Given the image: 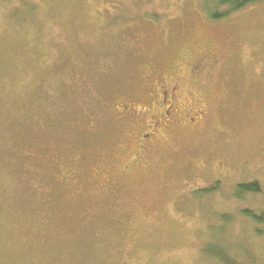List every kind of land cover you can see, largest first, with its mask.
<instances>
[{
    "label": "rangeland",
    "instance_id": "obj_1",
    "mask_svg": "<svg viewBox=\"0 0 264 264\" xmlns=\"http://www.w3.org/2000/svg\"><path fill=\"white\" fill-rule=\"evenodd\" d=\"M177 74L175 120L129 167L146 115L117 109ZM245 209L264 211V0L219 20L201 0H0V264H226L209 245L264 264Z\"/></svg>",
    "mask_w": 264,
    "mask_h": 264
},
{
    "label": "flooded vegetation",
    "instance_id": "obj_2",
    "mask_svg": "<svg viewBox=\"0 0 264 264\" xmlns=\"http://www.w3.org/2000/svg\"><path fill=\"white\" fill-rule=\"evenodd\" d=\"M207 47V46H206ZM205 48V47H204ZM201 48V49H204ZM208 51L206 52V54ZM205 54V55H206ZM218 62L217 57L208 61L204 66H194L192 67V76H191V84L195 86L196 91H198L199 98H203L209 95L210 86L209 83L211 82L212 76V68ZM188 82H183L180 80V75L177 74L176 77H170L167 80H164V83L158 84L156 88L155 95L158 98H155L153 102L150 103V107H143L140 111L135 110L134 108H130L127 106H122L121 109H117L122 111L127 116H131L133 119H138L140 121L143 120V117L146 115L145 125L141 127L136 134V140L134 138L135 148L132 150V165L129 167L134 166L136 163L140 162V159L146 155L147 149L149 147V137H154L157 135V131L155 130L156 126L160 124V121H164V123H171L175 120L174 113L179 108L178 104L181 103L183 100L180 96L181 89L186 85ZM147 103V99L145 100ZM147 111H151L153 113V119L147 122ZM189 117L190 112L187 113ZM197 114H201L200 110L197 112L192 113V116L187 118L188 122H193L196 119ZM186 118V117H185ZM162 121V124H164Z\"/></svg>",
    "mask_w": 264,
    "mask_h": 264
},
{
    "label": "trees",
    "instance_id": "obj_3",
    "mask_svg": "<svg viewBox=\"0 0 264 264\" xmlns=\"http://www.w3.org/2000/svg\"><path fill=\"white\" fill-rule=\"evenodd\" d=\"M262 0H201V9L203 13L211 20H219L227 17L244 7L260 2ZM235 197H241L243 194L258 193L261 191L260 185L257 181L248 183H239L234 188ZM243 213L253 220L255 223H264V211L256 213L253 210L245 209ZM211 245L205 248V252L208 255H214L218 260L225 262L226 264H235L231 257L223 249H218L211 253ZM213 251V250H212Z\"/></svg>",
    "mask_w": 264,
    "mask_h": 264
}]
</instances>
